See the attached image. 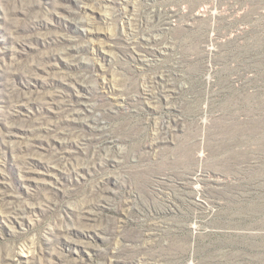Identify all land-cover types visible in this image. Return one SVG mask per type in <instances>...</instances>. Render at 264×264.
Here are the masks:
<instances>
[{
  "label": "rangeland",
  "instance_id": "rangeland-1",
  "mask_svg": "<svg viewBox=\"0 0 264 264\" xmlns=\"http://www.w3.org/2000/svg\"><path fill=\"white\" fill-rule=\"evenodd\" d=\"M110 6L0 0V264H264V0Z\"/></svg>",
  "mask_w": 264,
  "mask_h": 264
},
{
  "label": "bare ground",
  "instance_id": "bare-ground-1",
  "mask_svg": "<svg viewBox=\"0 0 264 264\" xmlns=\"http://www.w3.org/2000/svg\"><path fill=\"white\" fill-rule=\"evenodd\" d=\"M68 1V0H67ZM75 2H77L78 4L80 3V2H83V0H74ZM110 1H112V4H113V6H110V7H112V8H114V10H115V17L116 16H125V13H127V11L129 10H127V6H126V3L128 2V1H131V0H110ZM151 1H153V0H151ZM155 1V0H154ZM158 1V0H157ZM170 5V4H169ZM64 6V5H63ZM181 6V5H180ZM156 7V6H155ZM59 8V7H58ZM146 8V7H145ZM175 8V7H174ZM136 9V8H135ZM154 9V8H153ZM113 10V11H114ZM185 10V9H184ZM183 10V11H184ZM206 10V9H205ZM204 10V11H205ZM207 11V10H206ZM130 13V12H129ZM112 14H114V13H112ZM162 15V14H161ZM186 16V15H185ZM175 17H177V16H175ZM194 17V16H193ZM81 18V17H80ZM150 18V17H149ZM154 18H155V16H154ZM170 18V17H169ZM187 18V17H186ZM128 20V19H127ZM163 20V19H162ZM169 20V19H168ZM143 21V20H142ZM175 21H177V20H175ZM174 21V22H175ZM80 22H82V21H80ZM79 22V23H80ZM130 22H131V18H130ZM168 22V21H167ZM172 22H173V20H172ZM83 23V22H82ZM81 23V24H82ZM133 23V22H132ZM138 22H136V24H137ZM140 24H141V22H140ZM84 25V24H83ZM147 25V24H146ZM150 25V24H149ZM131 26V25H130ZM136 26V25H135ZM151 26V25H150ZM132 27V26H131ZM136 28V27H135ZM138 28V27H137ZM142 27H140V29H141ZM143 30V29H142ZM136 34V33H135ZM130 35V34H129ZM139 35V34H138ZM137 35V36H138ZM143 35H145V34H143ZM147 36V35H146ZM152 36V35H151ZM155 36V35H154ZM139 39H142L141 37H138ZM145 38V37H144ZM127 39V38H126ZM148 39V38H147ZM147 39H146V41H147ZM152 39V38H151ZM139 41V40H138ZM150 41V40H149ZM134 42V41H133ZM150 42H152V41H150ZM149 42V43H150ZM134 44V46H137L138 45V43H137V45H136V43H133ZM151 44V43H150ZM142 47V46H141ZM77 48V47H76ZM136 48V47H135ZM137 49V48H136ZM137 51V50H136ZM137 52H139V51H137ZM140 52H141V50H140ZM149 52V51H148ZM78 55V54H77ZM150 55V54H149ZM143 59V58H142ZM142 62V61H141ZM78 65V64H77ZM153 66V65H152ZM173 72V71H172ZM171 83V82H170ZM146 88V87H145ZM140 96V95H139ZM131 103V102H130ZM139 264V263H138Z\"/></svg>",
  "mask_w": 264,
  "mask_h": 264
}]
</instances>
